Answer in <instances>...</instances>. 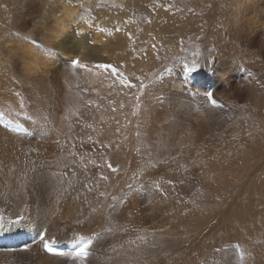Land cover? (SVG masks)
Masks as SVG:
<instances>
[{
  "label": "rangeland",
  "instance_id": "374dc122",
  "mask_svg": "<svg viewBox=\"0 0 264 264\" xmlns=\"http://www.w3.org/2000/svg\"><path fill=\"white\" fill-rule=\"evenodd\" d=\"M50 1L52 0H0V117L15 127L18 125L17 123H21L19 124L21 127H23V124L25 126L29 125L30 134L23 135L27 137L26 141H23L25 146L27 143H32L35 144L32 146L33 148L38 147L36 142L41 139L44 131L49 139H53L55 143L65 136L69 138L72 136V139H77V142H70V145L68 144L65 148H62L64 151L59 148L58 151L54 149L55 151L50 155L48 154L49 156L44 152L47 162H50L47 166H44L45 164L43 167L41 166L42 170L47 167L45 169V172L47 170L46 174L49 176L60 174L64 178H68L71 174V164L67 161L72 160L74 155L72 161L78 162L88 155L84 151L78 152V150H90L92 153L89 155V159L93 158L94 160L95 174L94 176L87 174L86 178L83 177L85 179L83 182L88 183L85 187L86 191L88 189L94 190L98 175L100 178H111L110 176H112L114 170H110L108 164L116 168V164L124 159L123 155L116 150L121 148L120 140H107V135L122 134L124 132L123 127L126 125L128 130H130L128 126H133L136 131L144 132V134H142L143 132L141 134L137 132L135 136H138L137 139L141 138L142 135L148 138V145L145 147L142 145L140 150L143 153L145 152L146 157L151 158L160 153L163 157L170 154V158L175 160L174 153L177 150L176 138L179 123H181L179 130L182 131L181 135L189 126H196L191 133L187 134L188 131H186V134L188 136L193 134L190 138L193 136L202 138L201 141L205 142V145H208L207 147L212 150L211 154L215 160L223 159L228 152L227 149L225 153L220 155L214 151L216 148H229L231 145L230 148L232 149L234 145L240 155L243 152L241 150H245L247 146L253 143L262 142L264 144V12L260 20L257 18L258 15L251 14V21H257L258 19L261 22V28L258 30L255 27L256 32L253 31L249 35L246 28H244V24L240 26L239 21L241 18L236 19L234 15L236 9L240 6L241 0H74L78 7L83 8V11L86 10L78 12V24H86L90 31L95 29L100 34L101 41H108V45L116 43V48L106 49V53L92 52L89 47L98 48V43L93 41L91 45L85 43L88 47L86 50L74 53L71 57H64L58 56L54 50L48 51L49 48L45 43L40 45L32 38L20 37L21 33L24 35L25 30L38 25L41 20L39 16L41 9L47 8V3ZM20 15H22V18L17 20ZM248 18L247 15L246 19ZM19 22L25 23L28 28L20 30L18 27ZM96 24L98 25L96 26ZM97 27H99V30L104 29V31H98ZM225 29H228L229 34ZM233 30L234 32H232ZM72 31L70 30V32ZM108 31L111 34L109 36H107ZM233 38H235V41ZM19 40H21V44ZM4 45L6 46L4 47ZM25 45L29 46L31 50L26 51ZM20 51H24L25 54L23 52L22 54L25 56L20 54ZM26 52L28 53L26 54ZM216 52L219 53L216 54ZM36 53L43 54L45 58L55 59L56 66L63 70V77L60 78L59 84H57L58 73L56 72L50 76L52 79L57 80L54 79L56 83L50 77L43 78L44 80L39 83V78H42L40 77L41 73L33 70H42L40 69L41 63L36 59ZM16 55L24 58L25 62L15 63L12 66L13 61L9 62L10 57ZM56 55L58 56L57 59ZM97 55L99 56L96 60ZM217 58L219 59L217 60ZM73 59H78L77 61L83 67L68 64ZM37 61L38 64L35 63ZM100 64L112 65L117 69L118 74L113 75L111 69L99 68L98 65ZM184 64L194 68L192 74L196 77L195 80L198 79L195 84L181 80ZM230 66L231 68H229ZM8 68L10 69L8 70ZM122 79L127 80L132 87L121 84L123 83ZM27 84L32 88H29ZM209 92L218 101L217 104H208L206 94ZM124 94L128 95L127 102L121 101L124 99ZM235 102H237V105L234 104ZM250 103L253 106H250ZM26 104L28 105L26 106ZM241 119L244 120V123H257V125L254 129L248 131L246 135L241 131L230 133V129L241 123ZM61 123L62 126H58ZM66 125L70 130L62 129ZM102 131L109 132L105 135ZM259 132L261 134L253 137ZM135 136L132 137L136 139ZM230 138L234 139V142H230ZM179 139L181 138L179 137ZM19 149L26 148L21 146ZM198 149L199 147H191L180 155L184 156V158L182 157L184 159L182 168L177 166L181 169L170 168L171 171H176V174L182 177V182L185 179V181H193L195 184L206 181L215 185L213 183L219 181V184H225L224 187L227 188L229 185L234 184L236 179L229 183V179L223 180L222 175L228 173V171L230 173L243 170V167H245V165L243 167H233L236 165L228 162L236 153L235 151L231 152L230 149L227 158L225 157L226 167L212 170V174L211 170L208 169L209 171L205 174L204 170H201V166L204 164L200 159ZM181 150L183 149L179 148V151ZM101 151H108V153L106 152L100 158L95 152ZM206 151L208 153L209 149L207 148ZM149 152L151 153L148 154ZM137 155L134 156L138 160L142 159L140 158L141 154L139 157ZM247 155L256 156L258 166L247 169L246 176L239 178L237 184L239 187L248 186L249 188L251 180L264 181V165L262 164L264 150H250L244 153V158ZM237 158L239 160V157ZM99 159L102 161L101 167L99 166ZM131 160L127 158L125 163L128 168L132 169L138 167L137 165L141 161L134 167L133 164H130ZM34 163L36 166L35 161ZM138 170L140 169L132 171V174L136 172V177L143 171L141 170L140 173ZM187 172L190 174L188 177L185 174ZM132 174L125 173L123 176L124 184L130 186ZM84 175L85 173H81V176ZM58 177L56 175V178ZM155 177L147 175L144 176V180L155 178L154 180L160 183L171 182V178L163 171ZM213 177H216L217 180ZM197 184L196 186L199 188ZM62 190L63 188H61V192ZM94 191L96 192V190ZM177 192L181 193V190L178 189ZM205 199L206 197L202 198L201 202H204ZM93 203L97 205L101 201H93ZM22 205L28 210L29 206L27 204H21L19 208ZM134 205L136 206L135 202L130 203V209H134ZM238 207L239 205H234L231 201H227L226 206L220 207L215 220L211 223V225L216 226L215 230L210 231L213 232L211 239L205 237L203 243L197 242L195 245L192 243L194 247L181 260L177 261L178 264H264V251L255 252L256 247L262 246V243H264V205L260 206V212L257 211V214L254 212L255 218L245 228L238 222ZM80 211L82 212L81 209ZM134 214H136L135 211L132 215L134 216ZM3 215L5 214L3 213ZM52 216L55 217L56 214ZM127 217L130 219L129 212ZM111 229L113 228L107 226L102 228L107 233H110ZM145 231L140 230L139 233L134 234L132 230L127 244H134V239H137V243H140L143 238L146 239L145 241L147 239L148 241L152 240L151 237H145V234H147ZM238 233H240L239 236ZM96 235V233L90 235L91 238L86 244L87 255L94 253L90 247L92 246L91 239L95 242L99 237V235ZM240 236H243V238L241 239ZM112 246L116 248L115 245L112 244ZM222 248L226 251H223ZM110 250L112 251V247ZM13 252H16V250L3 251L0 249V264H23L22 261L20 263ZM218 255L219 257L216 259ZM145 257L143 255V259ZM116 260H118V256L115 257V264H132V262L135 264V261L132 260L121 258L118 261ZM121 261L123 262L121 263Z\"/></svg>",
  "mask_w": 264,
  "mask_h": 264
},
{
  "label": "bare ground",
  "instance_id": "6f19581e",
  "mask_svg": "<svg viewBox=\"0 0 264 264\" xmlns=\"http://www.w3.org/2000/svg\"><path fill=\"white\" fill-rule=\"evenodd\" d=\"M240 2H241L240 6L238 7V9H236L237 11L234 14L236 17L233 15L232 16L235 17L236 19L241 18L239 21L240 26L244 24L245 26L244 28H246V30L250 35L253 31L256 32L254 30L255 27L258 30H260L261 28V22H259L258 19L260 20V17L264 12V0H241ZM70 6H74V7H70ZM81 10L83 11V8L78 7V4L74 0H52L47 3V8L41 9L39 15L41 20L39 19L40 21L38 22V25L36 26L34 25L35 27L32 26L33 28L25 30L28 28V26L25 23H21V22L18 23L19 29L25 30L24 35L21 33L20 37L26 36L27 38H32L34 39V41L36 40L35 42H39L40 45H42V43H45L47 45V48H49L47 49L48 51L54 50L58 56H64V57L66 56L71 57V55L73 56L74 53L81 52V50H86L88 47L85 45V43L91 45L93 41L98 43V48L94 49L93 46L89 47L92 52L106 53V49L111 50L113 48H116L115 45L116 43H111L108 45V41H104V42L101 41L100 34L97 31H95L94 28H92L94 29V31L93 30L90 31V29L87 28L88 26H86V24L85 25L78 24L77 22L78 12ZM252 13L258 15L257 21H251ZM247 15L249 16L248 19H246ZM21 18L22 15L18 16L17 20ZM31 20L33 22L32 18ZM52 20L54 21L53 22L54 24L52 23ZM97 25L98 24H96V26ZM97 28H98L97 30L100 31L99 27ZM70 30L73 31L70 32ZM232 32H234V30ZM109 33L110 32L108 31L107 36L111 35ZM233 39L235 41V38ZM20 41L21 40H19V43ZM226 42L228 43L229 40ZM238 44L239 42L237 43V45ZM27 45H25L24 47L26 51H28L31 47L30 44H29L30 47ZM5 46L6 45H4V47ZM22 52L24 53V51ZM22 52L20 51V54H22ZM27 53L28 52H26V54ZM217 53L219 52H216V54ZM24 54L22 55L25 56ZM57 55L55 56L56 59L58 58ZM16 56L10 57L9 62L13 61L12 66H14L15 63L18 64L19 62H25L24 58H20L21 56L19 57L18 55ZM98 56L99 55L96 56L95 58L96 60ZM36 59L41 63L40 69H42V70L33 69L36 72L39 71L41 73L40 77L42 78H39L40 80L39 83H41L44 79L52 76V74L56 72L58 73L57 76L58 78H56L58 81L55 78L54 79L58 82L57 84H59L60 78L63 77L62 76L63 70L60 69L59 66H56L55 59L45 58V56L41 53L39 54L36 53ZM218 59L219 58H217V60ZM38 61L35 63L38 64ZM231 66L229 68H231ZM9 69L10 68H8V70ZM195 81H198V79ZM28 87L32 88L30 85H28ZM70 97L72 98L71 94ZM128 99H129L128 95L124 94V99L121 101L127 102ZM236 103L237 102H235L234 104ZM27 105L28 104H26V106ZM250 106L253 105L250 103ZM9 124L11 125V123ZM17 124L18 125L16 127L18 128H24L27 130L30 129V127L28 128L29 125L25 126V124H23V127H21L19 126V124L21 123H17ZM159 125L161 124L159 123ZM256 125L257 123H244V120L241 119V123H238V125L235 128L230 129V133L241 131L244 135H246L247 132L254 129ZM58 126H62V123ZM180 126L181 123H179L177 127L178 134L176 138L177 150L176 153H174L176 156V158L174 156L175 160L173 158H170L171 157L169 156L170 154H168V156L166 157H163L162 154L157 153L155 156H152L153 158L148 156L146 157L145 152L143 153L140 149L142 145H144V147L148 145L147 143L148 138L142 135L141 138L137 139L138 136L136 137L135 135L137 134L138 130L136 131V128H134L133 126H128L130 130L127 129V125L123 127L124 132L122 134L109 133L110 135L108 136L106 133H108L110 130L108 132L102 131L103 133H105V135H107V140L110 141L120 140L119 144L121 145V148H117L116 150H118V152L123 155L124 159L122 161H119L118 164H116L117 167L114 168V172L112 173V176H110L111 178L102 177L103 178L102 180V178H100L99 175L98 177H96L98 178L97 181L95 182L96 188L94 189V187H92V189L96 190V192L94 190L91 191L90 189H88L90 190V192H88V190L86 191L85 187L88 183L86 184L83 182L85 180L83 179V177L86 178L88 176L87 174H91L90 176H94L95 174L94 160L93 158L89 159L90 158L89 155H91L92 153V151L90 150H78V152L84 151V153L88 154L85 156V158L81 159L78 162L72 161L74 159V155H73L74 152L72 153L73 155L72 160H68V161L65 160L69 164H71V174L68 178H64L60 174L49 176L48 174H46L47 170L45 172V169H47V167L42 170L44 164H45L44 166H47L50 163L47 162L46 155L49 156L50 153H53L55 151L54 149H57V151L58 148L60 150H63L62 148H65V146H67L68 144L70 145V142H77V139L75 138L72 139V136H70V138L65 136L63 138H60V140H58L55 143L53 139H49V136L44 131L42 133L41 139L36 142L38 144V147L36 146V148H33L32 146H34L35 144L27 143V142H26L27 143L26 144L27 147H26L24 145L25 142L23 143V141L27 137L23 136L22 134H17L15 132L8 131L0 126V219H1L0 226L2 227V230L9 228V230L14 233H21V232L39 233L43 228H46L47 229L46 239L54 238L56 243L72 242L73 240L76 239L78 235H83V237L85 236L89 238H91L90 235L91 234L93 235V233L99 235V237L96 239L95 242L91 239L92 246L90 247V249L94 253L87 255L84 259L72 256L71 254L68 253H63L61 255L48 254L43 250V244L41 241H34L28 244L26 250H20V251L16 250V252H13V254L16 255V258L20 261V263L22 261L23 264H115L114 262L115 257L118 256V260L120 258L123 260H132L135 261V264H178L177 261L181 260V258L184 255H187V253L190 252V250L194 247L192 246V243H194V245L197 242L200 243L203 241L205 237L211 239L213 232L210 231L216 229V226L211 225V223L215 220L217 216V212L219 211L220 207L226 206L227 201H231V203L234 205L235 204L239 205L238 222L243 228H245L255 218L256 215L254 214V212H256V214L257 211L260 212V206L264 205V181L256 182L254 180H251V184L249 188L248 186L239 187L237 183H239L238 181L239 178H243L244 176H246L245 172L247 171V169L254 168V166H256L258 163V158L256 156L247 155L244 158V153L255 149L264 150V144L262 142L253 143L250 146H247L245 150H241L243 152H241L240 155L238 154L237 148L234 147V145L232 146V149L230 148L231 145L229 146V148L228 147H223L221 149L216 148L214 151L218 152L220 155L225 153L227 149L228 152L226 155H224L223 159L215 160L213 158V155L211 154L212 150L209 147H207L208 145L207 146L205 145V142L201 141L202 138L198 136H193L192 138H190V136H192L193 134H189L190 136L187 135L196 128L195 125L189 126L187 130L183 131L182 135H181L182 131L181 132L179 131ZM62 129L70 130L68 125L63 126ZM186 131H188L187 134ZM142 132H138V133L141 134ZM142 134H144V132ZM259 134L261 133L259 132L253 137ZM173 135L171 134L172 137ZM132 136H135L136 139H134ZM179 137L181 139H179ZM229 141L234 142V139L230 138ZM104 143L101 144L103 145ZM126 143L127 145L124 146ZM171 144L173 145L172 142ZM21 146L25 147L26 149H19ZM191 147H199L198 152H200V159L204 164L203 166H201V170H204L205 174L209 170H211V174H212L213 173L212 170H216V169L218 170L220 167L221 169L222 167H226L225 165L227 164V161L225 160L229 154L230 149L231 152L235 151L236 153L234 154V157L231 159V161L228 160V162L231 163L232 165L233 164L236 165L233 167H239V166L243 167V165H245V167H243L244 168L243 170H239L237 172L229 173L228 171V173H224L223 175L221 174L223 180L229 179V183L231 181H235L234 179H236L234 184L231 185L228 184L229 186L227 188L224 187L225 184H219V181H215V182L213 181L214 182L213 184L215 185H212L210 184V182L208 183L206 181L204 183L197 182L200 184L198 185L196 183L199 186V188H197L196 184L193 183V181H185L184 179V181L182 182L181 181L182 177L178 176L176 174V171L173 172L170 169V168L176 169L179 168L177 166L181 167L183 165L184 156H180V155L184 154L183 152H186ZM179 148H182L183 150L179 151ZM207 148L209 149L208 153L206 151ZM44 152H46V155L44 154ZM106 152L108 153V151H101L95 153H97L100 156V158H102V156ZM150 153L151 152H149L148 154ZM66 154H70V153H66ZM136 154H138L137 155L138 157L141 154L140 158L142 159L138 160V158L135 157ZM237 157H239V160ZM127 158L128 160L132 159L131 163L129 161L128 164L129 163L133 164L134 167L139 163L140 160L142 161V162L140 161V163L143 164L139 163L137 165L138 167L136 168L133 167L134 169H140L138 170L140 173L141 170H143L138 177H136L135 174L136 172L132 174V171L134 169L128 168L126 166L125 162ZM33 160L36 162V166ZM98 162H99V166L102 165L101 159H99ZM262 164L264 165V159H262ZM35 167L37 170L34 169ZM157 171L159 173L161 171L166 172L167 176L171 178V182H173V184H171V182L160 183L154 180L156 178L155 176L159 175ZM80 172L85 173V175L81 176ZM188 172L185 173L187 177L190 175ZM125 173L132 174V183L130 184V186L126 185V183L124 184L123 182V176L125 175ZM56 175L59 177L56 178ZM147 175L155 178L153 180L150 179L144 180V176ZM210 178L212 179V177ZM217 184L219 185L217 186ZM61 188H63L62 192H61ZM178 189L181 190V193L177 192ZM207 189L209 190L208 191L209 197H208ZM163 192L165 196L163 195ZM20 193L24 195H21ZM176 193H178L179 196ZM146 194L147 196H145ZM111 195L113 196L111 197ZM204 197H206L205 201L201 202V199ZM93 201L96 202L101 201V203L96 205L93 203ZM134 202L136 203V206L134 205L135 206V207L133 206L134 209H130V203H134ZM21 204H27V206H29L28 210H26L24 205H22L19 208ZM80 209L82 210L83 213L80 211ZM134 211L136 212V214H134L133 216L132 213ZM128 212L130 219L127 217ZM3 213L5 215H3ZM226 213L228 214V212ZM54 214H56L55 217L52 216ZM20 218H23L22 221L20 223H15V221L19 220ZM105 226L113 228L111 229L110 233H107L106 231L102 230V228H104ZM252 226L254 228V223L252 224ZM132 230L134 231V234L139 233L140 230L142 231L146 230L145 233L147 234L144 233L145 237L146 236H148L149 238L151 237L152 240L149 239L151 243L150 241H148V239L147 241H145L146 240L145 238H143V240L141 241L142 239L141 237L140 243H137L136 242L137 239H134L135 243L128 245L127 241ZM239 235L240 233H238V236ZM240 238L242 239L243 236H240ZM112 244L115 245L116 248H113ZM111 247H112V251L110 250ZM222 250L226 251L223 248ZM259 250L264 251V243H262V246L256 247L255 252ZM109 251L111 252L109 253ZM143 255L146 256L145 259H143ZM219 255L216 257V259H218ZM159 257L160 259L158 260ZM122 262L123 261H121V263Z\"/></svg>",
  "mask_w": 264,
  "mask_h": 264
},
{
  "label": "snow or ice",
  "instance_id": "6c2138e0",
  "mask_svg": "<svg viewBox=\"0 0 264 264\" xmlns=\"http://www.w3.org/2000/svg\"><path fill=\"white\" fill-rule=\"evenodd\" d=\"M100 30H101V31H104V29H100ZM117 31H119V29H117ZM72 64H73L74 66L83 67V65H81L80 62L77 61V60H73V61H72ZM98 67L101 68V69H111V72L113 73V75H117V74H118V73H117V69H116L115 67H113L112 65L100 64V65H98ZM184 70H185L186 72H192V71H194V68H190V67H188L187 65H185ZM121 81H123V83H121V84H125V85H127L128 87H132L131 84H128L127 80L122 79ZM121 81H120V82H121ZM207 96H208V99H211V94H207ZM213 103H215V102L213 101ZM110 167H111V165H110ZM22 219H23V218H20L19 220L15 221V223H20V222L22 221ZM41 242H42V244H43V248H44V250H45L46 252H51V251H52L51 245H50V243L47 241V239H46L45 236H41ZM86 247H87V245H84L83 247H78V248H77V251H76V255H77V256L84 255V254H85V249H86Z\"/></svg>",
  "mask_w": 264,
  "mask_h": 264
}]
</instances>
